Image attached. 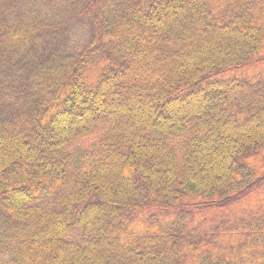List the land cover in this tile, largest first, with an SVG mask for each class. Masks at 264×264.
I'll use <instances>...</instances> for the list:
<instances>
[{"label": "trees", "instance_id": "1", "mask_svg": "<svg viewBox=\"0 0 264 264\" xmlns=\"http://www.w3.org/2000/svg\"><path fill=\"white\" fill-rule=\"evenodd\" d=\"M0 264H264V0H0Z\"/></svg>", "mask_w": 264, "mask_h": 264}, {"label": "rangeland", "instance_id": "2", "mask_svg": "<svg viewBox=\"0 0 264 264\" xmlns=\"http://www.w3.org/2000/svg\"><path fill=\"white\" fill-rule=\"evenodd\" d=\"M203 103H200V100L198 101V104L197 105H202ZM199 109H202V108H200V107H198ZM183 117H185L184 116V114H179V118H177V119H175V118H173L172 120L174 121V120H177V121H184L185 120V118L187 117H185V118H183ZM72 121H68V123H66V125H65V127H69V125H70V123H71ZM212 157V156H211Z\"/></svg>", "mask_w": 264, "mask_h": 264}]
</instances>
